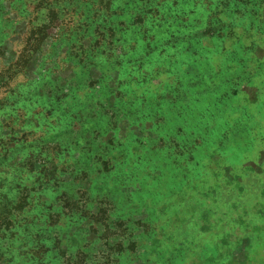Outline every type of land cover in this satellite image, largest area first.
<instances>
[{
	"label": "rangeland",
	"instance_id": "1",
	"mask_svg": "<svg viewBox=\"0 0 264 264\" xmlns=\"http://www.w3.org/2000/svg\"><path fill=\"white\" fill-rule=\"evenodd\" d=\"M0 264H264V0H0Z\"/></svg>",
	"mask_w": 264,
	"mask_h": 264
},
{
	"label": "trees",
	"instance_id": "2",
	"mask_svg": "<svg viewBox=\"0 0 264 264\" xmlns=\"http://www.w3.org/2000/svg\"><path fill=\"white\" fill-rule=\"evenodd\" d=\"M200 31V30H199Z\"/></svg>",
	"mask_w": 264,
	"mask_h": 264
}]
</instances>
